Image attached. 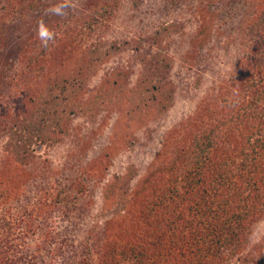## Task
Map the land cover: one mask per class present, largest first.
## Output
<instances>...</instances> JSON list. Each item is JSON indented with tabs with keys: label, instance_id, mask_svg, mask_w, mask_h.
I'll return each mask as SVG.
<instances>
[{
	"label": "rangeland",
	"instance_id": "rangeland-1",
	"mask_svg": "<svg viewBox=\"0 0 264 264\" xmlns=\"http://www.w3.org/2000/svg\"><path fill=\"white\" fill-rule=\"evenodd\" d=\"M58 2L0 0V188L12 192L11 199L0 194V213L14 224L23 221L22 227L27 220L33 224L35 238L28 247L37 250L18 264H105L106 243L98 232L126 241L130 235L124 237L123 230L131 226L133 233L136 216L131 191L127 196L116 177L133 164L134 184L165 167L172 146L190 135L206 92L232 80L247 51L246 26L264 0H73L77 7L65 18L44 16ZM41 17L57 33L47 49L36 37ZM150 48L161 52L163 66L152 69L158 66L164 75L146 84L149 91L159 88L160 97L140 101L131 112L139 102L132 92L139 89ZM40 50H45L40 55L46 71H33L40 87L66 84L63 108L78 111L49 127L53 135L64 131L62 140L41 148L33 144V158L22 165L11 157L12 138L27 131L25 115L37 118L40 111L24 102L26 84L35 82L22 72L26 56ZM112 73L125 82L113 85ZM80 85L78 93L71 91ZM163 216L149 217L151 228ZM211 264H264V212Z\"/></svg>",
	"mask_w": 264,
	"mask_h": 264
},
{
	"label": "trees",
	"instance_id": "trees-1",
	"mask_svg": "<svg viewBox=\"0 0 264 264\" xmlns=\"http://www.w3.org/2000/svg\"><path fill=\"white\" fill-rule=\"evenodd\" d=\"M246 35L247 51L240 58L241 64L232 80L215 84L206 92L203 105L194 113L190 135L180 144L170 145L172 156L165 155V167L153 170L156 174L149 180L142 175L134 184L138 173L133 164L116 177L127 196L131 191L136 216L132 218L133 233L130 234L131 226L123 230L124 237L130 235L126 241L112 238L106 230L98 232L106 243L102 260L105 264H119L122 260H129L130 264H211L237 245L250 231L257 215L264 212V5L248 22ZM42 53L45 50L26 56L22 72L35 82L30 79L26 84L24 102L34 103L33 109L40 110L37 118L25 115L27 131L12 138L11 157L22 165L33 158V144L41 148L62 140L64 131L53 135L49 127L57 128L58 122L65 123L68 114L78 111L72 109L67 113L63 108L66 84L40 87L41 78L34 76L33 71L37 75L46 71ZM160 56V51L150 48L144 58L143 79L139 81V89L132 92L139 102L130 107L131 112L141 106L140 101L160 97L156 84L154 91H149L146 84L152 85V80L164 75L158 66L152 69L155 65L163 66ZM112 76L113 85L125 82L123 75L112 73ZM81 89L80 85L71 91L78 93ZM162 90L165 95L168 93L166 86ZM50 120L55 121L54 125ZM4 165L8 169L6 161L1 167L6 170ZM0 194L12 198V192L1 188ZM57 203L63 207V202H56V206ZM161 214L165 216L156 217L151 228L149 217ZM22 223L14 224L10 217L0 213V264H18L19 258L37 250L28 247V241L35 238L30 234L33 224L27 220L22 227ZM153 224L160 234L153 231Z\"/></svg>",
	"mask_w": 264,
	"mask_h": 264
},
{
	"label": "clouds",
	"instance_id": "clouds-1",
	"mask_svg": "<svg viewBox=\"0 0 264 264\" xmlns=\"http://www.w3.org/2000/svg\"><path fill=\"white\" fill-rule=\"evenodd\" d=\"M76 4L73 0H60V2L50 6L44 12V16H57L65 18L68 15V10H75ZM36 37L39 40L42 48H49L50 44H54L57 39V33L51 29L45 19L41 17L36 25Z\"/></svg>",
	"mask_w": 264,
	"mask_h": 264
}]
</instances>
